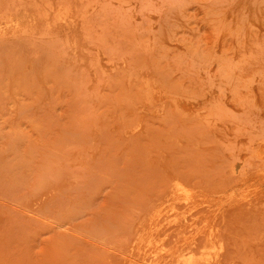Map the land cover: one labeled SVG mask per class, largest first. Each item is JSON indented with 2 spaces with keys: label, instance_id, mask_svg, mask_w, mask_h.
I'll return each instance as SVG.
<instances>
[{
  "label": "rangeland",
  "instance_id": "1",
  "mask_svg": "<svg viewBox=\"0 0 264 264\" xmlns=\"http://www.w3.org/2000/svg\"><path fill=\"white\" fill-rule=\"evenodd\" d=\"M0 264H264V0H0Z\"/></svg>",
  "mask_w": 264,
  "mask_h": 264
}]
</instances>
